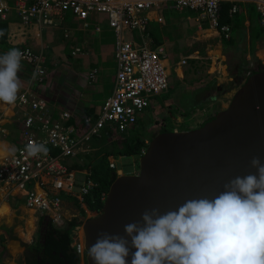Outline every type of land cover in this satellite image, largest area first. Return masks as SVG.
<instances>
[{
  "label": "built area",
  "instance_id": "2783aa9c",
  "mask_svg": "<svg viewBox=\"0 0 264 264\" xmlns=\"http://www.w3.org/2000/svg\"><path fill=\"white\" fill-rule=\"evenodd\" d=\"M165 1H173L177 8L189 7L199 11L198 20L206 19L225 38L232 36V25L222 20V8L226 1L233 2L230 16L241 7L238 0H0V22L8 21L13 11L24 24L58 25L56 18L64 19L66 12L83 21L88 27L98 12H106L109 24L116 36L117 68L113 91L106 97L99 110L84 113L76 118L70 110L59 112L55 117L53 107L40 96L32 84L24 87L13 106L19 112L22 128L15 145L8 143L7 153L0 154V188L15 183L19 192L26 195V206L38 216L62 214V192L76 197L81 203L99 186L90 171L80 179L78 170L67 163L72 156L89 152L91 140L110 137L117 132L130 131L141 113L151 105L152 98L169 85V68L163 45L152 46L148 40L149 11ZM258 11V24L263 31L262 44L257 50L258 66L264 68V0H254ZM159 21L163 16H158ZM96 30H101L97 24ZM139 34L138 41L128 33ZM25 53L22 61L32 66L31 80L38 84L46 81L48 63L44 53L31 46H21ZM81 52L80 48L76 49ZM188 56L181 59L188 62ZM39 69V71H37ZM35 73V76L33 75ZM252 73L249 69L245 78ZM97 76V69L89 72L90 80ZM147 144L150 140L146 139ZM44 145L47 152L29 153V145ZM146 151L142 149L141 154ZM110 165L118 167L114 157ZM122 173V168H118ZM32 182L31 186H27ZM108 192L102 197L105 200ZM83 251V244L77 245ZM0 264H2L0 256Z\"/></svg>",
  "mask_w": 264,
  "mask_h": 264
},
{
  "label": "crops",
  "instance_id": "0c3cea01",
  "mask_svg": "<svg viewBox=\"0 0 264 264\" xmlns=\"http://www.w3.org/2000/svg\"><path fill=\"white\" fill-rule=\"evenodd\" d=\"M252 3L253 2L243 3V9L244 13H246V18L243 21L244 23L242 24L243 29H241V31L237 33V37L239 38V36H242L241 40L247 43L249 52H251V19L247 16V14L249 15L248 8ZM173 6L176 7L175 5ZM149 15L152 18L150 20L149 26H151L152 23L158 22L164 28L169 27L168 29L161 28L159 31L162 36L159 37L156 33L158 31L155 30L154 25H152V28H149L148 31V40L150 45L152 46L163 45L165 47L169 74L173 72L176 73L174 76V81L169 82V97L162 99L164 103L161 104V106L172 107V114L174 116V118L172 119L174 122H179L182 116L184 117V115L177 112L176 108L182 107L183 98H185V94L190 91L197 90V93L203 92V97L201 98L204 102H207L206 105H209L211 107L217 106V102L214 100V98L218 97L217 90H221L223 88V84H221L220 82V76L225 75L228 66H224L226 62L223 63L222 61H220L226 60L225 54H227L226 49H228V45H224L223 41L228 39H225V37L216 28L211 27L206 19L198 20L197 14H195V17H191L190 14H188L186 15V19L173 20L172 18L175 17V15H173L172 11L168 14L169 17L166 18L163 6H158L157 8L151 9L149 11ZM160 15L163 16L162 21H159L157 19V17ZM14 18L15 16L13 17V19ZM100 20L101 19L99 16H93L91 18L89 27H84V24L82 27H80L86 31L84 35L82 37H79L71 47L72 56H83L80 63L78 61L73 62L69 60V57L71 55H58V53H55L52 50H48V57L47 52L44 53L47 63H50L49 65L47 64L48 68L45 83L38 84L37 82L32 81L31 73L28 74V72H25V77L27 75L28 80L25 79L26 81L24 82L22 79L21 90L29 84H32L33 89L40 96L46 98L49 104L53 107L55 117H58L59 112H62L63 110H70L76 118L82 116L84 113L96 112L100 109L106 97L113 91L117 68L115 46L116 36L113 29L109 25V19L108 25L110 28H103L100 25ZM230 23L232 25L233 35V30L235 29L234 20ZM17 24L18 23L11 22L10 32L7 37L8 40L10 38V33L12 32L13 27L15 28ZM97 24L101 26V30H96L95 26ZM236 26H239V24ZM104 29H109V33ZM88 32L99 35L96 41L99 40L100 45L97 46L96 53L91 48L93 42L92 39L87 37ZM132 32H134L133 35L131 34ZM46 33L47 36H49V39H54L56 37L54 31H46ZM135 33H137L136 30L131 31L128 33V36L131 34L134 37ZM73 36H78V34H74ZM137 37L139 38L138 33ZM136 40L138 41V39ZM106 45H109L111 48L113 47L116 60L115 70L112 73L109 72V77H111L110 81L112 82V88L110 89V91L103 88L105 81L107 80L106 70H109V67L104 64H100V58L103 52L102 47ZM35 47L36 48H33L34 50L41 51V49H38L40 48V46L37 45ZM77 48H80L83 51L77 53ZM202 48L205 49L204 53L200 51ZM169 49L174 50V53L171 51V61L169 60L167 53ZM45 50L46 48L44 49V51ZM255 51L259 52L257 48ZM183 52H185V55H182ZM186 56L189 57L188 62L186 64H182L181 59ZM50 65H52V67H50ZM212 67L214 68V70H212ZM95 68L97 69V76L93 80H90L89 72L90 70ZM31 71L32 66L30 65V72ZM244 72L245 71H242V74H244ZM171 82L173 83L172 87L170 88ZM196 97L200 98V96L198 95H196ZM217 100L219 101V98H217ZM218 104L219 105L213 110V112L208 107L210 112L207 111L206 114L214 115L220 107H223L220 102H218ZM199 111H201L200 107L198 108V110H195L194 114L198 113ZM19 114L20 113L15 110L13 104L0 102V129L5 131L6 134L9 133L10 137L13 138L12 141H8L6 138H2L0 136V154L7 153V142H9L11 146H14L17 138L21 133L22 121L19 119ZM143 115L144 113L142 112L139 116V119H141V116ZM90 161L91 159L89 158L87 153L82 152L77 156L70 157L67 163L78 170V175L80 179H82L85 176L86 172L90 171ZM32 184L33 183L30 182L27 186L29 187ZM61 196L63 198L62 214H65L67 211L69 212L70 210H72V208H76L74 207V205L78 206L76 203L77 199L72 194L62 192ZM9 198H14L16 201L21 200L22 203L19 204V206H15L10 203ZM64 198H67V200ZM80 204L84 208H86V211L88 210L85 202H80ZM18 210H24V212L27 211L31 215V218H28L27 220L26 230L24 229L23 232V229H21L23 227H20L18 229L19 231L21 229V231L18 232L19 234L14 231V227L17 229L18 225L16 224L15 226V224L13 223L14 220L21 217V214L20 212H18ZM91 211L94 212L93 210ZM31 212L33 213V211L26 206V195L23 192L18 191V187L15 183H11L0 188V256L2 264L7 263L4 259L6 252H15L18 257L17 263L27 264L25 247H21L20 239L27 240L31 243H36L37 241L41 240V228L44 220L47 219V216L40 217L38 216L39 213L34 212V215L37 219V224L35 223L34 225L35 218ZM49 219L53 220L52 218ZM53 221L58 222L55 220ZM37 229L38 234H36ZM10 245L12 246V250L7 251L10 248ZM83 260L84 259L82 258V262Z\"/></svg>",
  "mask_w": 264,
  "mask_h": 264
},
{
  "label": "water",
  "instance_id": "95a60500",
  "mask_svg": "<svg viewBox=\"0 0 264 264\" xmlns=\"http://www.w3.org/2000/svg\"><path fill=\"white\" fill-rule=\"evenodd\" d=\"M254 156L264 163V69L247 76L203 125L153 135L138 172L119 174L102 209L83 222L87 264H94L87 249L101 232L125 235L124 225L140 221L145 210L163 213L187 199L213 197L236 176L256 174Z\"/></svg>",
  "mask_w": 264,
  "mask_h": 264
},
{
  "label": "clouds",
  "instance_id": "9594fccd",
  "mask_svg": "<svg viewBox=\"0 0 264 264\" xmlns=\"http://www.w3.org/2000/svg\"><path fill=\"white\" fill-rule=\"evenodd\" d=\"M226 2L230 7L233 4ZM244 2L256 7L254 0H238L241 9L236 13L244 12ZM24 56L18 48L0 55V102H16L22 88L18 73ZM256 57L255 66L244 70L243 82L249 69L253 73L260 68ZM27 150L32 155L47 152L42 144L29 145ZM251 165L256 174L236 176L213 197L187 199L163 213L158 208L145 210L140 221L124 225L125 235L101 232L87 249L88 256L94 264H129V256L130 264H264V163L254 156ZM73 246L86 260V247L80 252L77 244Z\"/></svg>",
  "mask_w": 264,
  "mask_h": 264
},
{
  "label": "rangeland",
  "instance_id": "374dc122",
  "mask_svg": "<svg viewBox=\"0 0 264 264\" xmlns=\"http://www.w3.org/2000/svg\"><path fill=\"white\" fill-rule=\"evenodd\" d=\"M159 5L163 6L164 14H165L166 18L169 17L168 14L172 11L173 15H175V17L172 18L173 20H175V19H179V20L186 19V15H188V14H190L191 17H195V14H197V15L199 14V11L193 10L189 7H186L183 9L176 8L173 6L174 5L173 1H165L164 3H161ZM153 8H155V7H153ZM250 9H251L252 13L254 14V18L256 17V20H257L258 11H257L254 3L251 4ZM14 14H16V13L13 11V13H11V19L9 21L14 22V23H18V24L15 28L13 27L12 32L10 33V38L8 40L9 44H12V45H9V47H8V44L7 45L4 44L3 46L0 44V48H8L10 50L12 48H19L23 45H29L32 48H36L35 46L38 45V46H40V48H38V49H41L42 52L46 48V50L43 53L47 52V57H48V50L49 51L52 50L55 53H58V55L59 54L71 55L69 57V60H71L73 62L78 61L80 63L82 61V58H83L82 55L72 56L71 47H72V45H74V42H76L79 37H82L84 35L86 30L80 28L83 26V23L80 20H78L73 15V13L71 11L66 12L65 18L62 21L60 18H56V22L58 23V25H55V26L49 25V26H42V27L39 26L38 24H35V25L24 24L23 22H21V19L17 18V16ZM245 14L246 13H244L242 10L239 14H237L235 17H233V19L235 20V19H238L241 17V21H243L245 18V16H243V15H245ZM14 16H15V18L13 19ZM95 16L100 17V19H101L100 25L103 28H107V27L110 28L108 25V14L106 12H98L94 15V17ZM247 16H248V14H247ZM11 22L9 24H11ZM152 25H154L155 30L158 31L156 33L159 37L162 36L160 31H159L161 28L162 29H168L169 28V27L164 28L161 24H159L158 22H155V23H152L151 26L148 27V31H149V28L150 29L152 28ZM169 25H170V22H169ZM239 29L240 28H236V30L234 29L233 33L237 34V31ZM104 30L107 32L109 31V29H104ZM46 31H54L56 37L54 39H51V38L49 39V36H47ZM70 31L74 32V33H71ZM259 31H260V33L258 35ZM9 32H10V30H9ZM76 33L78 34V36H73L74 34L77 35ZM87 37L92 39L93 44L91 45L92 46L91 48L96 53L97 46L100 45L99 40L96 41V39L99 37V35L98 34H92V33L88 32ZM251 37L254 41V44H256V46L259 48L262 44L263 31H262L261 26H259V24L255 23L254 21L252 22V27H251ZM134 38L138 39L137 33H135ZM235 38H237V37H235ZM108 39H112V38H108ZM25 40H26V42H25ZM238 42H239L238 46H233L234 44H237V42L235 40H231V41L230 40H224L223 41L224 45H228V47H227L228 49H226L227 54H225L226 60H220V61H222L223 63L226 62V64L224 66H226V65H228V66H227V72H225V75L220 76L221 77L220 82H221V84H223V88L221 90H217V93H218L217 98H219V101L217 100V98H214V100L217 102V106L219 105L218 102H220V104H222V106H223V107H220L218 110L226 107L229 104V102L231 101V99L233 97V94L235 93L236 89L238 88V86H235L232 83L233 77L230 76V70H231L230 64L232 65V64L239 62V61L242 62L244 58L253 61V63L251 65L248 64L249 68L251 66H253V64L255 66V62L257 63V58L255 57V56H257L256 51H255V55H253L251 52H249V48H247L248 46H247V43L245 41L239 40ZM102 50H103V52H102V56L100 58V64H104V65L109 67V70H106L107 80L105 81L103 88L105 90L110 91V89L112 88V82L110 81L111 77H109L110 76L109 72L112 73L116 68L115 53H114L113 47L111 48L109 45L103 46ZM41 51H37V52H41ZM171 51L174 53V50H170V49L167 52L170 61L172 60V56H171L172 52ZM72 52H73V50H72ZM182 55H185V52H183ZM45 58H46V56H45ZM50 67H52V65H50ZM212 70H214L213 67H212ZM175 74H176L175 72L169 74V82L174 81ZM172 83L173 82L170 83L171 84L170 88L172 87ZM169 90L170 89L168 88L165 91H163L162 93L157 94L156 96H154L152 98V102H151L152 105L148 106L143 111L144 115L141 116L142 122H139L138 127L134 128V129H130V131L117 132L114 134V136H111V137H110L109 133H106V131H105L103 137H95L91 140V142H92L91 148L92 149L89 151L90 153H87V152H85V153H87V155L89 156L90 159L100 157L102 155V153L104 152V150L108 149V150L115 151V150H117V148L119 146H121V144H123L128 139H131L133 141L137 135H146L147 131H148V134H151V135L158 133L159 126H163V124L174 123V124H172L173 126H175V127L179 126V128H181V129H188V128L191 129V128L199 127L205 121V119H208L209 117H211V114H209V115L206 114L207 111H209V108L213 112V110L217 107V106L211 107L209 105H206L203 108H200L201 111H199L198 113H195V114L193 113L190 117H187V118L182 116V118L180 119L179 122H174L172 119V118H174V116L172 114V111H173L172 107L171 106H161V104L164 103V101H162V99L169 97L168 96ZM196 94H197V90L190 91L187 94H185V98H183V105L187 104V103H189V104L191 103L193 105L195 103V100L197 99ZM202 104L203 103L199 104L197 107L199 108ZM198 108H196V109L198 110ZM146 120H148V123H146ZM146 129H147V131H146ZM0 136L2 138H6L8 141L9 140L12 141V139H13L12 137H10L9 133L6 134V132L1 130V129H0ZM146 138L151 140L150 137H146ZM111 156L114 157L117 166L122 168V170H123L122 174L129 173V172H131V173L132 172H134V173L138 172V170H139L138 160L140 159L141 155L137 156V155H125V154L121 155L120 154L118 157H116L114 153H111ZM90 164H91V161H90ZM64 199L67 200V198H64ZM9 201L11 204H13L15 206H19V204L22 203L21 200L16 201L14 198H9ZM74 207H76V208H72V210H70L69 212L67 211L65 214H62V216H60L58 218V222H55V223L61 224L62 221H64V219H68V218H71L73 216L79 215L80 214L79 207L76 205H74ZM18 212H20L21 217H19V219H16L13 221L15 226H16V224L18 225L17 229L14 227V231L17 234H19L18 232H20L21 229H23V232H24V229L26 230L27 220H28V218L29 219L31 218V215L27 211L24 212V210H18ZM94 213L95 212H92L91 210L89 211V209L87 210V214H88L87 216L88 217H91V215ZM33 214H34V212L32 213V215ZM48 217L57 221L56 217L53 215H48ZM88 217L81 216L80 218L83 220L82 223L80 224L81 226L78 225L79 227L76 226L75 228L72 229L73 244H77V245L83 244V246H84L83 222ZM34 218H36V217H34ZM34 225H35V222H34ZM20 227H23V228H21L19 231L18 229ZM36 227H37V225H36ZM34 232H35V230H34ZM37 232H38V230H36V234H38ZM83 248L85 249V246ZM84 249H83V251H84ZM10 250H12L11 245L7 251H10ZM17 258L18 257H17L15 252H6L5 257H4V259L7 262L6 264L17 263ZM82 264H86L85 258H84Z\"/></svg>",
  "mask_w": 264,
  "mask_h": 264
},
{
  "label": "trees",
  "instance_id": "16d2710c",
  "mask_svg": "<svg viewBox=\"0 0 264 264\" xmlns=\"http://www.w3.org/2000/svg\"><path fill=\"white\" fill-rule=\"evenodd\" d=\"M230 5H231L230 2L228 3L226 2L223 5V8H222V20L223 21L231 22L234 20L233 17L230 16L229 14ZM250 7H251V4L249 5V8H248L249 9L248 16L250 18L252 17L251 18V27H252L253 21L255 23H258V22L256 20V17L254 18V14L252 13ZM239 13H236L235 16ZM243 16H245L246 18V15H243ZM243 21H241V17L234 20L235 30L236 28H240L237 31V33L240 32L241 29H243L242 28V24L244 23ZM238 24L239 26H236ZM9 30H10V25L8 22H5V21L0 22V32H3V35H0V44L2 46L4 44L5 45L8 44V47L9 45H12V44H9L8 39H7ZM259 33L260 31L258 32V35ZM237 35L238 34L233 33L232 38L228 39L230 41L235 40L237 42V44H234V46H238V43H239L238 41L242 39V36L241 37L239 36L238 38ZM250 40H251L250 50H251V53L255 55L256 44H254L252 37ZM7 51H9L8 48H0V55L6 53ZM200 51L204 53L205 49L202 48ZM21 63H22V70L20 73H18V75L20 76L21 81L23 79V81L25 82L26 81L25 79L28 80L27 75L25 77V72H28V74H30V64L24 61H22ZM250 63H251L250 60L244 58L242 62L239 61L232 65L230 64L231 66L230 75L233 77L232 83L235 86H240L243 83L244 75L242 74V71L247 69L248 64ZM261 69H262L261 67L258 68V70H261ZM254 71H256V69L253 70V72ZM196 95L200 96V98L197 97L193 105L191 103L184 104L182 105V107L176 108L177 112L184 115V117L187 118V117H190L195 112L199 104L203 103L200 106V108H203L204 106H206L207 102H204L201 98L203 97V92H198ZM214 115H211V117H209L208 119H205V121L201 125H203L206 121L213 118ZM139 122H142V120L138 118L137 123L134 124L131 129L138 127ZM146 123H148V120H146ZM175 128L176 127L173 126L172 124H163V126H159L158 132L165 131V130H173ZM155 134H152V135L148 134V131H147L146 135H137L133 141L131 139H128L123 144H121V146H119L117 150L113 151V150L106 149L104 150V152L102 153L100 157L91 159V167H90L91 175L96 180L99 181V186L85 197V203L88 209L93 210L95 212H99L102 209L104 201H105L102 195L104 192H108L111 184L118 176L117 167H113L110 165L109 156L111 155V153H114L116 157H118L120 154L138 156L141 154L142 149L148 146L146 142V139H147L146 137L152 138L153 135ZM138 167H139V160H138ZM76 203L80 210L79 215L73 216L68 219H64V221L61 224H57L51 219L49 220L48 225H47L46 235H45V241H37L36 243H31L27 240L20 239L21 247H25V256H26L27 264H82V257L80 253L78 252L77 247L72 245L73 243L72 229L82 223L83 220L80 217L86 216L87 211H86V208H84L80 204V201H78V199L76 200Z\"/></svg>",
  "mask_w": 264,
  "mask_h": 264
},
{
  "label": "flooded vegetation",
  "instance_id": "af4514ba",
  "mask_svg": "<svg viewBox=\"0 0 264 264\" xmlns=\"http://www.w3.org/2000/svg\"><path fill=\"white\" fill-rule=\"evenodd\" d=\"M91 216H93V214ZM48 222H49L48 220H44V223H43L42 228H41V234L42 235H41V240L40 241H45V235H46ZM48 263H49V261H48Z\"/></svg>",
  "mask_w": 264,
  "mask_h": 264
},
{
  "label": "bare ground",
  "instance_id": "6f19581e",
  "mask_svg": "<svg viewBox=\"0 0 264 264\" xmlns=\"http://www.w3.org/2000/svg\"><path fill=\"white\" fill-rule=\"evenodd\" d=\"M34 215V214H33ZM34 217H36L35 215H34ZM37 222V220H36V218H35V223ZM37 224V223H36ZM83 235H84V243H85V232H84V229H83Z\"/></svg>",
  "mask_w": 264,
  "mask_h": 264
}]
</instances>
